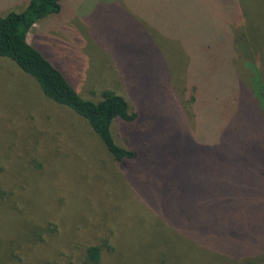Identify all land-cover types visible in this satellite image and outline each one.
<instances>
[{
  "label": "rangeland",
  "instance_id": "rangeland-1",
  "mask_svg": "<svg viewBox=\"0 0 264 264\" xmlns=\"http://www.w3.org/2000/svg\"><path fill=\"white\" fill-rule=\"evenodd\" d=\"M27 2L0 0V15ZM144 3L157 10L141 13ZM144 3L64 0L28 35L83 98L111 90L138 113L113 126L115 141L137 151L129 163L0 57V264H83L92 245L103 246L102 264H227L185 234H201L203 200L212 206L216 185L238 175L218 176L217 159L238 140L233 112L256 103L247 83L263 110L264 0ZM249 146H237L248 165L239 185L263 157Z\"/></svg>",
  "mask_w": 264,
  "mask_h": 264
},
{
  "label": "trees",
  "instance_id": "trees-1",
  "mask_svg": "<svg viewBox=\"0 0 264 264\" xmlns=\"http://www.w3.org/2000/svg\"><path fill=\"white\" fill-rule=\"evenodd\" d=\"M64 0H28L24 10L11 11L0 15V57L13 62L21 71L31 77L38 84L42 93L51 101L71 109L80 116L90 127L92 132L102 142L113 159L119 164H126L137 157V151L120 146L114 139L113 126L119 123L130 124L138 118L137 112H132L127 100L111 90H104L98 101L83 98L75 87L68 81L64 73L55 67L36 47L28 42V35L34 25L47 17L60 14ZM152 1V0H150ZM190 2V0H181ZM137 3H144V0ZM140 12L146 13L154 9L152 3L140 5ZM138 12L139 14H141ZM254 13V12H253ZM141 16H144L141 14ZM250 28L247 29V33ZM245 32H240L241 39ZM227 36H230L229 33ZM231 49L235 50L236 42L233 36ZM226 46L218 49L225 50ZM255 47L251 48L250 55L254 54ZM240 51H244V48ZM222 58V52L218 55ZM217 59V58H216ZM216 61V60H215ZM229 66V65H228ZM234 74L231 67H228ZM246 84V83H245ZM246 95L250 99L233 112V118L239 122V130L234 132L236 144L219 149L218 168L216 174H238L232 184L216 185V192L208 198L212 199V206L202 202L201 207V234L192 232L185 235L191 239L193 245H200L221 255L227 264H252L253 257L261 256L264 261V150L263 157L258 165L251 164L250 174L246 184L239 185L245 179L248 165L241 160L244 148L249 154L264 147V107L258 103L257 90L246 84ZM189 101L196 103V91L192 88ZM249 103L248 105H246ZM232 118V119H233ZM233 119V120H234ZM232 120V122H233ZM262 141V143H260ZM239 142V143H237ZM240 153H239V152ZM243 177V178H242ZM221 182V181H220ZM225 186V187H223ZM232 187L227 190L226 188ZM237 189H242L239 191ZM205 196V195H203ZM195 220L187 221L194 222ZM201 235V236H200ZM102 245H92L86 250L83 264H102L106 258ZM233 259L237 263H233Z\"/></svg>",
  "mask_w": 264,
  "mask_h": 264
}]
</instances>
